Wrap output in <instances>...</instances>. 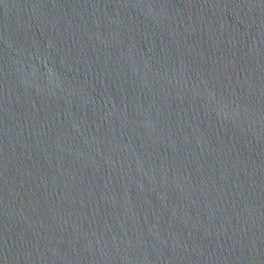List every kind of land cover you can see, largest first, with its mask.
I'll return each instance as SVG.
<instances>
[{
    "label": "water",
    "instance_id": "obj_1",
    "mask_svg": "<svg viewBox=\"0 0 264 264\" xmlns=\"http://www.w3.org/2000/svg\"><path fill=\"white\" fill-rule=\"evenodd\" d=\"M0 264H264V0H0Z\"/></svg>",
    "mask_w": 264,
    "mask_h": 264
}]
</instances>
